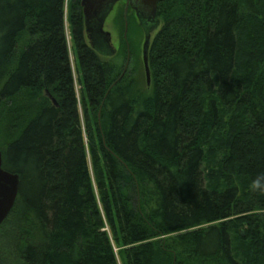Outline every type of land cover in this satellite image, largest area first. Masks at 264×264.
<instances>
[{"label": "trees", "instance_id": "1", "mask_svg": "<svg viewBox=\"0 0 264 264\" xmlns=\"http://www.w3.org/2000/svg\"><path fill=\"white\" fill-rule=\"evenodd\" d=\"M81 1L69 21L86 132L65 0H0V107L19 122L0 149L20 178L0 264H117L93 179L126 264H264V192L251 190L264 176V0L160 3L146 96L113 81Z\"/></svg>", "mask_w": 264, "mask_h": 264}, {"label": "rangeland", "instance_id": "2", "mask_svg": "<svg viewBox=\"0 0 264 264\" xmlns=\"http://www.w3.org/2000/svg\"><path fill=\"white\" fill-rule=\"evenodd\" d=\"M70 4L71 0H65V20H64V28L66 41L68 46L70 64L73 73L74 79V87L76 91V97L78 102L79 114L82 119L83 131L86 132L84 127V111H83V86L80 83L81 81V73L79 71V63L76 58L75 49L73 45V39L71 35L70 28ZM125 1H120L117 3L110 13L108 18L105 21L104 30L109 32L111 35V48L113 51L112 56H101L102 60L108 64V66H112L115 70L113 75V81L116 82L118 78L121 77V74L124 70L127 59L129 58V65L127 71L122 77L123 83L129 85L130 87H134L136 92H141L145 96L150 93V85L147 84V78L145 74V68L143 63V44H144V31L139 24V21L133 11H128L125 15ZM157 31V30H156ZM155 32H153L152 37H154ZM121 78V79H122ZM120 80V79H119ZM151 83V81H150ZM18 115L21 116L19 112V108L21 111L25 109V107H12ZM9 107H0V148L8 142L16 131V125H18L17 120L14 118L13 110L11 109L9 112ZM100 118V111L97 113ZM19 119V118H17ZM87 153L89 155V148L87 145ZM217 181H220V176L216 177ZM212 181V180H211ZM214 184L216 181H213ZM93 186L95 188V192L97 195V200L99 204V208L101 211V220L103 224V230L107 232L108 237L114 247V252L116 256L117 264H126L125 254L129 249V245H124L120 241V236L113 234L111 231L106 217L102 211V204L99 200V195L95 183V179L92 181ZM9 226H1L0 227V241L4 243L7 240L10 234ZM243 235L245 234V228L242 229ZM235 248L238 251L239 256H241V261L246 260V255L250 253L242 248V244L237 238L234 242ZM251 260L248 261V264H258L257 258H254L251 254L247 256ZM247 262V261H246Z\"/></svg>", "mask_w": 264, "mask_h": 264}, {"label": "water", "instance_id": "3", "mask_svg": "<svg viewBox=\"0 0 264 264\" xmlns=\"http://www.w3.org/2000/svg\"><path fill=\"white\" fill-rule=\"evenodd\" d=\"M125 1V15L129 8L135 13L144 31L143 62L147 84L150 85L149 51L152 34L159 26L158 6L164 0H82L81 7L84 25L90 46L101 56H112L111 35L104 30L105 21L115 5ZM51 102L57 106L56 100L46 92ZM20 178L17 174L3 168V153L0 149V227L6 221L18 198Z\"/></svg>", "mask_w": 264, "mask_h": 264}, {"label": "clouds", "instance_id": "4", "mask_svg": "<svg viewBox=\"0 0 264 264\" xmlns=\"http://www.w3.org/2000/svg\"><path fill=\"white\" fill-rule=\"evenodd\" d=\"M251 190L255 193L264 192V176H257L251 181Z\"/></svg>", "mask_w": 264, "mask_h": 264}, {"label": "flooded vegetation", "instance_id": "5", "mask_svg": "<svg viewBox=\"0 0 264 264\" xmlns=\"http://www.w3.org/2000/svg\"><path fill=\"white\" fill-rule=\"evenodd\" d=\"M128 11H129V10H128ZM128 11H127V12H128ZM143 63H144V62H143ZM128 65H129V58L127 59V62H126L125 67H124V70H123V72H122V74H121V77H120L119 79H121V78L124 76L125 72L127 71ZM119 79H118V80H119Z\"/></svg>", "mask_w": 264, "mask_h": 264}]
</instances>
